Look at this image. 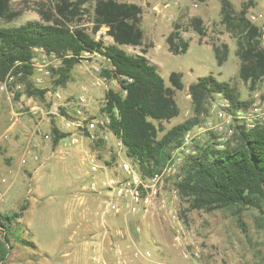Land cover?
Segmentation results:
<instances>
[{"label":"rangeland","instance_id":"374dc122","mask_svg":"<svg viewBox=\"0 0 264 264\" xmlns=\"http://www.w3.org/2000/svg\"><path fill=\"white\" fill-rule=\"evenodd\" d=\"M118 1L141 6L140 27L144 35L142 45L121 47L130 54H145L156 65L166 86H170V72L182 75L183 88L174 91L178 115L163 122L159 137L193 116L187 89L198 77L211 73L228 82L239 99L248 96L249 83L238 75L236 41L220 20L221 0ZM230 2L236 11L245 8L248 19L264 10V0ZM9 3L20 13L11 20L0 19L2 27L57 19L71 28H82L95 38L101 37L105 43L112 42L105 33L106 27L95 29L94 0H87L76 16L67 19L55 14L54 0H9ZM45 16H51V21H45ZM194 17L203 21L206 34L202 37L190 25ZM174 23L178 25L175 30L189 42L183 54L175 55L167 49L165 39ZM222 43L229 50L224 63L218 65L212 45ZM259 44L264 48L261 35ZM84 55L89 59L76 64L65 86H60L54 82L52 72L59 65L58 59L35 50L33 71L27 81L44 89L43 97L27 95L24 82L15 76L0 82V212L25 208L18 219L19 240L10 238L6 262L264 264V206L262 211L248 205L211 211L189 208L188 198L177 188L189 158L162 182L161 195L167 197L164 202L159 198L147 206H138L135 211H127L119 202L117 212H123V216L108 224L95 215L100 211L96 206L101 203V212L114 211L108 208V203L118 202L117 198L111 196L109 200L100 184L105 179L121 177L119 163L125 157L117 158L113 152L115 138L109 130L74 132L78 140L70 143L71 132L63 127L67 110L76 114L79 111L86 118L101 117L105 90L120 89L116 80L100 76L101 68L107 66L104 58L98 54ZM54 127L68 134L57 145H52ZM237 131L230 144H234ZM208 145L206 137L198 143V153ZM24 148L34 153L26 163H21ZM91 163L100 169L91 172Z\"/></svg>","mask_w":264,"mask_h":264},{"label":"trees","instance_id":"16d2710c","mask_svg":"<svg viewBox=\"0 0 264 264\" xmlns=\"http://www.w3.org/2000/svg\"><path fill=\"white\" fill-rule=\"evenodd\" d=\"M58 17L67 19L78 14L87 0H54ZM20 11L10 6L9 0H0V19L11 20ZM221 23L236 41L235 55L239 60L238 75L254 89L264 76V48L259 44V29L246 16V9L236 11L230 0H221ZM142 8L134 2L94 0L95 29L106 27L112 43L95 38L82 28H71L61 20L52 22L27 21L19 26H0V82L15 76L25 84L29 96L43 97L44 89L27 81L33 71L32 60L36 49L52 54L59 65L52 68L56 85L65 86L73 67L87 58L84 54H98L107 62L100 76L116 80L119 90L108 88L104 92L101 114L109 118V129L125 147V155L142 175L159 172L171 148L179 144L183 134L200 120L210 96L222 92L234 105L242 102L228 82L207 74L188 86L193 105V116L175 124L160 137L163 122L178 115L174 91L181 90L182 75L172 71L166 86L156 65L144 54H130L121 46L142 45L140 27ZM51 21V16H45ZM190 25L199 37L205 28L200 17L192 18ZM174 29L165 41L172 54H183L189 42ZM218 65L226 60L228 46L212 45ZM145 53V50L142 52ZM52 145H57L68 134L52 128ZM88 135V134H86ZM234 144L215 149L211 145L190 156L184 174L177 182L180 194L188 198L189 208L211 211L234 205L252 206L260 211L264 206V130L238 128ZM17 212H0V264L6 262L10 238L19 240ZM264 213V212H263Z\"/></svg>","mask_w":264,"mask_h":264},{"label":"built area","instance_id":"2783aa9c","mask_svg":"<svg viewBox=\"0 0 264 264\" xmlns=\"http://www.w3.org/2000/svg\"><path fill=\"white\" fill-rule=\"evenodd\" d=\"M249 19L258 27L261 37L264 38V10L250 15ZM187 97L190 98V95ZM239 100L242 104L236 106L224 93L212 94L205 105V110L201 113L199 122L183 134L179 144L169 150L161 170L148 176L142 175L127 161L125 147L109 129V118L106 114H102L101 117L86 118L81 116L79 111L76 114L67 110L63 127L71 132L68 135L70 143L77 142L78 138L75 135L80 131L109 130L115 138L113 152L117 158L121 156L125 158L119 163L121 177L114 180L105 179L100 186L117 198L118 202H110V207L115 212L119 211V202L125 205L127 211H135L138 206H147L159 198L162 202L167 199L161 195L162 182L174 175L185 159L198 153V143L206 137L212 148L222 149L231 142L238 128L264 130V76L254 89H250L246 98ZM99 169L100 166L94 163L89 166L91 172H97ZM182 176H179V181Z\"/></svg>","mask_w":264,"mask_h":264},{"label":"crops","instance_id":"0c3cea01","mask_svg":"<svg viewBox=\"0 0 264 264\" xmlns=\"http://www.w3.org/2000/svg\"><path fill=\"white\" fill-rule=\"evenodd\" d=\"M113 42V41H112ZM111 42V43H112ZM126 46V45H125ZM145 55V54H144ZM147 57V56H146ZM34 153L33 150L29 149V148H24L23 152H22V156L20 157V162L21 163H26L28 161V159L31 158V154ZM27 160V161H26ZM105 195L107 196V198L109 197V200H111V193L107 190H105ZM112 202V201H110ZM102 204V203H101ZM101 204H97L96 209L99 208L100 211L99 212H95V215L97 214V216H99L98 218L102 219L104 221V223L108 224L111 222H117V220H119L120 218H122L123 216V212H101V208H103V205ZM101 205V206H100ZM108 208L113 210L110 207V203H108ZM94 210V209H93ZM120 210V208H119ZM109 211V210H108ZM68 213V215L71 213H75V212H66V214ZM94 214V212H91V215ZM102 221V222H103Z\"/></svg>","mask_w":264,"mask_h":264},{"label":"water","instance_id":"95a60500","mask_svg":"<svg viewBox=\"0 0 264 264\" xmlns=\"http://www.w3.org/2000/svg\"><path fill=\"white\" fill-rule=\"evenodd\" d=\"M136 55V54H135Z\"/></svg>","mask_w":264,"mask_h":264}]
</instances>
